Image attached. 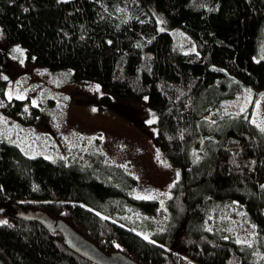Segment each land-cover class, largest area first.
I'll return each instance as SVG.
<instances>
[{"label": "trees", "instance_id": "trees-1", "mask_svg": "<svg viewBox=\"0 0 264 264\" xmlns=\"http://www.w3.org/2000/svg\"><path fill=\"white\" fill-rule=\"evenodd\" d=\"M151 4L198 53L175 49ZM0 26L31 63L99 83L105 103H145L158 117L156 144L180 171L159 230L151 217L158 202L137 198L136 179L102 154L89 167L31 158L0 139V264H92L62 234L19 216L30 211L138 264H264V132L250 110L225 109L231 77L236 95L264 90V61L255 59L264 51V0H0ZM6 90L0 79V110L34 125L39 110L7 100ZM232 206L256 228L252 243L228 230Z\"/></svg>", "mask_w": 264, "mask_h": 264}, {"label": "rangeland", "instance_id": "rangeland-1", "mask_svg": "<svg viewBox=\"0 0 264 264\" xmlns=\"http://www.w3.org/2000/svg\"><path fill=\"white\" fill-rule=\"evenodd\" d=\"M150 9L159 31L172 35L177 51L198 53L188 33L172 24L154 4ZM0 50L4 54L0 79L7 82V100L27 102L26 108L31 106L40 113L34 125L25 126L0 110V139L14 144L31 158L61 159L89 167H93L97 156L102 154L136 179L137 198L158 202L151 217L157 228L164 230L169 220L167 201L180 171L155 142L157 114L145 103L136 101L125 102L112 97L109 104L105 103L102 98L106 93L102 86L92 81L71 80L72 69L55 73L31 63L27 50L19 43H9L1 26ZM255 59L264 61V51H260ZM231 78L234 87L229 92L225 109L234 113L250 110L253 124L264 129V90L256 92L241 87L236 95L238 81ZM17 96L23 98L17 99ZM261 187L264 189V183ZM226 212L223 217L231 219L228 230L239 241L252 243L256 228L245 218L243 211L232 206ZM2 221L5 220L0 216ZM142 236L150 239L149 234Z\"/></svg>", "mask_w": 264, "mask_h": 264}, {"label": "water", "instance_id": "water-1", "mask_svg": "<svg viewBox=\"0 0 264 264\" xmlns=\"http://www.w3.org/2000/svg\"><path fill=\"white\" fill-rule=\"evenodd\" d=\"M19 216L26 221L36 222L50 232H58L63 235L68 248L92 264H138L122 252L106 254L95 244L83 237L64 221H55L48 214L38 212H21Z\"/></svg>", "mask_w": 264, "mask_h": 264}, {"label": "snow or ice", "instance_id": "snow-or-ice-1", "mask_svg": "<svg viewBox=\"0 0 264 264\" xmlns=\"http://www.w3.org/2000/svg\"><path fill=\"white\" fill-rule=\"evenodd\" d=\"M17 51H20L19 48L16 49ZM99 89V86H97V90ZM9 95V98H11V93L8 94ZM23 97L21 96H17V99H22ZM25 111H27V109H25ZM241 111H243V109H241ZM152 121H149V123H151ZM262 131H264V129H262ZM139 198H144V197H139ZM0 223H3V224H7V221H2ZM145 239H147V237H145ZM239 242V241H238ZM251 246V245H249Z\"/></svg>", "mask_w": 264, "mask_h": 264}]
</instances>
